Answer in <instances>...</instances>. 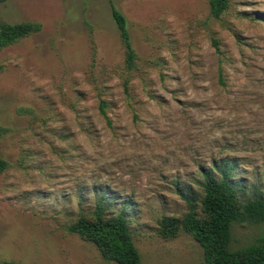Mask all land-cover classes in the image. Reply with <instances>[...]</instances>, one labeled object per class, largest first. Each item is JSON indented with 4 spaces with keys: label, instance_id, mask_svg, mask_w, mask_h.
Returning <instances> with one entry per match:
<instances>
[{
    "label": "rangeland",
    "instance_id": "obj_1",
    "mask_svg": "<svg viewBox=\"0 0 264 264\" xmlns=\"http://www.w3.org/2000/svg\"><path fill=\"white\" fill-rule=\"evenodd\" d=\"M0 23L40 25L0 51V264H115L68 231L102 194L108 213L126 203L140 264H203L158 221L181 218L176 186L221 158L245 200L264 187V0L219 19L208 0H7ZM261 232L234 225L230 249Z\"/></svg>",
    "mask_w": 264,
    "mask_h": 264
},
{
    "label": "trees",
    "instance_id": "obj_2",
    "mask_svg": "<svg viewBox=\"0 0 264 264\" xmlns=\"http://www.w3.org/2000/svg\"><path fill=\"white\" fill-rule=\"evenodd\" d=\"M6 1L0 0V3ZM229 1L208 0L211 17L219 19L228 10ZM111 15L125 49L126 68L132 69L136 56L126 20L114 7ZM39 31L40 25L36 23H0V51ZM218 74L219 82L223 84L220 67ZM107 107L105 101L99 102V113L109 123ZM6 168L7 163L0 158V174ZM235 168L231 161L221 158L207 167H199L191 183L177 185L176 194L188 210L181 218H160L158 235L166 240L174 239L180 233L191 236L203 250V264H264V187L251 199L245 200L242 195L244 188L233 180ZM103 195L91 212L82 213L68 226V231L94 245L106 262L140 264V254L125 216L126 203L120 212L108 213L109 208L102 201ZM234 225L258 226L262 232L253 244L233 250L230 249V241ZM2 264L15 263L5 261Z\"/></svg>",
    "mask_w": 264,
    "mask_h": 264
}]
</instances>
